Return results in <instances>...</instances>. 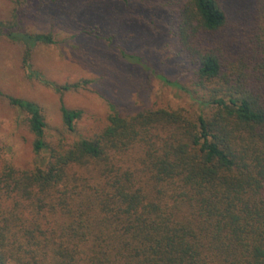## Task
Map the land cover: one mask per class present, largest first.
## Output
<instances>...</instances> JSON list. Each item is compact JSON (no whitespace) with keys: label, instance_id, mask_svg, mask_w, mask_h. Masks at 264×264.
<instances>
[{"label":"trees","instance_id":"obj_1","mask_svg":"<svg viewBox=\"0 0 264 264\" xmlns=\"http://www.w3.org/2000/svg\"><path fill=\"white\" fill-rule=\"evenodd\" d=\"M14 1L16 21L34 0ZM227 7L188 0L176 17L179 54L204 92L199 113L111 106L87 137L76 133L82 111L61 106L68 139L48 132L35 102L6 97L26 116L33 157L0 163V264H264V26H240ZM13 27L0 23L24 46L29 79L80 89L33 69L32 50L52 33Z\"/></svg>","mask_w":264,"mask_h":264},{"label":"rangeland","instance_id":"obj_2","mask_svg":"<svg viewBox=\"0 0 264 264\" xmlns=\"http://www.w3.org/2000/svg\"><path fill=\"white\" fill-rule=\"evenodd\" d=\"M187 1L34 0L15 23V1L0 0L1 24L13 23L12 31L53 35V44L32 50L33 69L50 85H81L58 93L29 79L23 66L24 46L0 31V163L29 167L33 157L32 138L23 123L26 116L8 105L7 96L35 102L48 132L62 131L68 139L61 125V106L82 111L76 133L87 137L107 124L111 106L122 116L156 108L199 113L193 98L204 92L195 86L196 77L179 54L175 38L176 17ZM225 1L240 26L253 20L264 26V0Z\"/></svg>","mask_w":264,"mask_h":264}]
</instances>
